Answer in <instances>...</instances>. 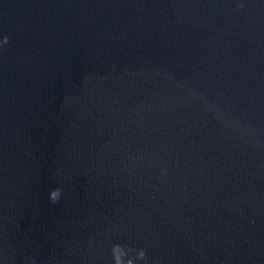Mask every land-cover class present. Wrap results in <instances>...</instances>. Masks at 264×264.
I'll return each instance as SVG.
<instances>
[{"label": "water", "instance_id": "water-1", "mask_svg": "<svg viewBox=\"0 0 264 264\" xmlns=\"http://www.w3.org/2000/svg\"><path fill=\"white\" fill-rule=\"evenodd\" d=\"M5 36L0 264H264V0H0Z\"/></svg>", "mask_w": 264, "mask_h": 264}, {"label": "clouds", "instance_id": "clouds-1", "mask_svg": "<svg viewBox=\"0 0 264 264\" xmlns=\"http://www.w3.org/2000/svg\"><path fill=\"white\" fill-rule=\"evenodd\" d=\"M8 42V37L5 36L3 37V40L0 41V43H7ZM61 196V189L60 188H55L53 190L50 191L49 193V200L53 203L57 202L60 199ZM136 251V257L137 259L140 260H145L146 258V254H145V250L144 249H137ZM112 253H113V259H114V264H125V261L123 259V257L127 254L124 250V247L116 244L113 245L112 247ZM126 264H134V261L129 258L126 261Z\"/></svg>", "mask_w": 264, "mask_h": 264}]
</instances>
